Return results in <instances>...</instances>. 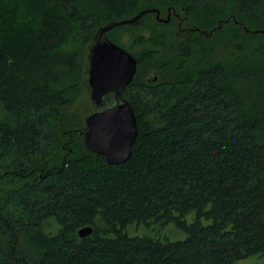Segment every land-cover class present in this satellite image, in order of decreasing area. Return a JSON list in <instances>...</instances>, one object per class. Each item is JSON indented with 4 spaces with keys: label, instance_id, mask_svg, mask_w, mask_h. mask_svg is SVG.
Instances as JSON below:
<instances>
[{
    "label": "trees",
    "instance_id": "trees-1",
    "mask_svg": "<svg viewBox=\"0 0 264 264\" xmlns=\"http://www.w3.org/2000/svg\"><path fill=\"white\" fill-rule=\"evenodd\" d=\"M148 8L175 12L125 25L154 18L121 91L137 134L129 157L109 164L83 146L84 118L67 108L86 93L97 29ZM121 27L107 34L116 44ZM149 63L158 72L141 82ZM262 255L264 0H0V264Z\"/></svg>",
    "mask_w": 264,
    "mask_h": 264
},
{
    "label": "water",
    "instance_id": "water-1",
    "mask_svg": "<svg viewBox=\"0 0 264 264\" xmlns=\"http://www.w3.org/2000/svg\"><path fill=\"white\" fill-rule=\"evenodd\" d=\"M148 12H154L159 22L167 24L171 12L175 11L168 9L165 18H162L158 9L148 8L129 18L108 22L97 29L87 47L84 84L88 100L98 109L84 117L86 130L82 143L87 150L103 155L109 164L121 163L129 157L137 134L132 105L121 96V91L133 79L137 60L126 49L111 41L107 34L115 27L133 24ZM220 25L221 21L218 27ZM243 29L249 32L245 26ZM253 32L262 33V30L254 29ZM91 231V227H83L78 234L84 236Z\"/></svg>",
    "mask_w": 264,
    "mask_h": 264
},
{
    "label": "rangeland",
    "instance_id": "rangeland-1",
    "mask_svg": "<svg viewBox=\"0 0 264 264\" xmlns=\"http://www.w3.org/2000/svg\"><path fill=\"white\" fill-rule=\"evenodd\" d=\"M171 14H173V12H171ZM160 17L165 18V15ZM147 19L144 26L132 27L124 25L120 29H116V31H113V36H115V38L119 42L118 45L120 44L121 47L126 49L131 54H136L137 52L144 50L146 48L145 46L137 45L134 41L138 36L148 34L154 18L152 16H148ZM154 28L160 29L161 27L154 25L153 29ZM220 39H222V37ZM158 65L153 66L149 63L141 67L138 73V80L141 82H145L148 75L158 72ZM91 109L92 107L90 101L88 100V97L86 96V93H82L77 96L73 104L67 108V116L72 118L78 116L79 119H83L84 116L91 111ZM168 233L171 234V238L173 239L183 238L184 236L181 231L177 232L175 231V229L171 228L168 229ZM234 264H264V255L247 257L236 261Z\"/></svg>",
    "mask_w": 264,
    "mask_h": 264
},
{
    "label": "flooded vegetation",
    "instance_id": "flooded-vegetation-1",
    "mask_svg": "<svg viewBox=\"0 0 264 264\" xmlns=\"http://www.w3.org/2000/svg\"><path fill=\"white\" fill-rule=\"evenodd\" d=\"M178 17H179V16H178ZM153 79H154V78H153ZM90 104H91V103H90ZM91 107H92L91 111H93V110H95V109H98V108L93 107L92 105H91ZM91 111H90V112H91ZM90 112H89V113H90ZM87 114H88V113H87ZM87 114H86V115H87ZM85 130H86V127H85ZM85 130H84V131H85ZM84 131H83L82 134H81V141H82V138H83ZM41 175H42V174H41V171L36 173V176H37V177H42Z\"/></svg>",
    "mask_w": 264,
    "mask_h": 264
}]
</instances>
